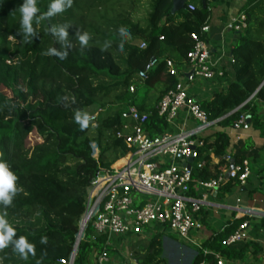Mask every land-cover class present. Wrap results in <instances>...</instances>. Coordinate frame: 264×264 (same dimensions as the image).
I'll return each instance as SVG.
<instances>
[{"label": "trees", "instance_id": "1", "mask_svg": "<svg viewBox=\"0 0 264 264\" xmlns=\"http://www.w3.org/2000/svg\"><path fill=\"white\" fill-rule=\"evenodd\" d=\"M202 1L189 0L185 9L173 14V0H73L63 13L39 24L34 19L37 37L24 42L19 11L24 0H0V160L9 164L22 188L11 205L0 204V215L16 233L0 250V264H62L74 254V264H97L96 255L109 257L108 237L94 238L91 223L79 239L91 184L130 151L118 138L125 133L123 112L136 107L148 114L146 129L153 138L169 129L157 111L162 98L178 84L167 62L180 72L194 48L192 35L207 37L203 29L211 22L212 10L210 0L206 7ZM51 2L37 0V17ZM189 5H194L193 11ZM241 15L246 28L236 33L228 90L198 102L213 123V133L203 138L199 153L204 166L193 171L191 194L199 183L225 174L230 166L225 157L235 165L246 160L243 154H233L231 131L240 115L248 118L247 132L255 129L264 138L259 110V103H264V0H249ZM65 23L70 25L67 45L48 31ZM121 26L131 39L119 34ZM77 30L90 34L83 51ZM49 48L67 51L68 56L61 60L45 55ZM152 60L156 66L140 81L138 74ZM77 110L97 115L95 126L89 122L82 131L74 119ZM29 135L39 140L28 147ZM92 144L100 151L98 158ZM230 182L240 185L228 180L219 191L230 188ZM247 220L228 222L222 232L213 233L196 249L191 264H217L216 255L244 260L248 253L258 254L260 249L252 242L226 245ZM20 237L34 245L35 255L24 259L15 250ZM42 237H47L45 243ZM142 264H166L161 235L150 240Z\"/></svg>", "mask_w": 264, "mask_h": 264}, {"label": "built area", "instance_id": "2", "mask_svg": "<svg viewBox=\"0 0 264 264\" xmlns=\"http://www.w3.org/2000/svg\"><path fill=\"white\" fill-rule=\"evenodd\" d=\"M194 10V5H189ZM246 28L245 16L233 20L228 29L240 33ZM209 27L203 29L208 33ZM194 48L188 55V63L178 72L171 61L167 62L169 73L178 78L174 90L169 91L158 105V116L165 119L169 129L159 137H151L146 129L148 114H141L136 107L123 112L125 133H119L130 150L128 155L116 162L110 171L100 173L92 182L89 201L84 220L86 226L91 223L94 238L106 235H132L139 237L154 225L174 233L177 237L197 249L201 244L194 240V234L202 230L201 212L207 202V194L195 197L191 194L190 182L195 168L200 169L204 162L200 159L199 150L204 146L203 138L213 123L201 109L198 102L186 93V87L199 81H213L216 77H224V72L215 68L211 59L207 37L192 35ZM141 49H146L142 44ZM156 66L152 60L145 70L138 74L144 81L148 73ZM133 91V88H131ZM182 113L193 120L195 126L188 128L186 122L177 132L176 127ZM90 122H96L97 115ZM247 116L240 117L233 123L232 132L236 141L241 140L242 133L249 130ZM93 156L98 158L100 151L92 144ZM193 163L189 164V160ZM250 162L234 165L229 180H237L244 186L251 177ZM227 180L224 175L215 180L198 184L205 192L219 190ZM246 217H258L259 213L240 210ZM84 222V221H83ZM249 222L245 221L231 235L226 245L245 241V231ZM84 231V230H83ZM207 253V252H206ZM108 255L103 253L95 256V263L106 264ZM217 264H226V259L216 255ZM75 255L62 264H74Z\"/></svg>", "mask_w": 264, "mask_h": 264}, {"label": "crops", "instance_id": "3", "mask_svg": "<svg viewBox=\"0 0 264 264\" xmlns=\"http://www.w3.org/2000/svg\"><path fill=\"white\" fill-rule=\"evenodd\" d=\"M249 0H210L211 22L207 33V41L210 46L211 59L218 70L224 72V77H216L213 81H199L186 87V93L197 102L210 101L215 94L226 92L232 81L230 62L236 33L228 29L233 20L240 17L242 7ZM260 118L264 124V103H259ZM186 122L188 128L195 126L192 119L186 113H182L176 127L177 132ZM213 133L210 129L206 136ZM231 131L234 155H245L250 162L251 177L244 186L230 182L227 190L205 192L196 185L193 196L207 194V202L201 212L202 230L194 234V240L201 244L208 240L213 233L222 232L228 222L248 218L249 228L245 231V241L252 242L260 249L258 254L248 253L244 260H227L226 264H264V138L260 131L251 129L243 132L242 138L236 141ZM241 150V153H240ZM236 151H239V153ZM229 158V157H228ZM230 159V158H229ZM217 161V160H216ZM240 210H249L259 213L258 217H244ZM161 235L163 255H170L174 259L179 256L178 263L171 260L172 264H191L197 251L190 250L187 246L192 244L181 241L177 235L159 225L147 228L139 237L132 235L112 236L108 239V245L112 250L106 264H142L143 255L150 240ZM195 249H197L195 247ZM115 253V255H114ZM183 253V256H182ZM182 258V260H181ZM183 262V263H182ZM167 264V263H166Z\"/></svg>", "mask_w": 264, "mask_h": 264}, {"label": "clouds", "instance_id": "4", "mask_svg": "<svg viewBox=\"0 0 264 264\" xmlns=\"http://www.w3.org/2000/svg\"><path fill=\"white\" fill-rule=\"evenodd\" d=\"M73 5V0H52L48 6L47 12L37 17L39 9L37 7V0H24L20 5L19 11L21 14L20 28L21 33L24 37V42H30V37H37V33L33 28V21L39 24L41 19H50L57 14L63 13L66 9L71 8ZM70 27L69 24L65 23L59 26H52L50 31L58 40L63 44H68V31ZM118 32L122 36H128L131 39V33L127 28L121 26ZM76 37L80 44V50L89 44L90 34L88 32L81 33L79 30L76 31ZM122 49V45H121ZM45 55L56 56L61 60H64L68 56L67 51L58 52L54 48H49ZM92 117L85 112L83 115L80 110L75 112V122L80 126L83 131L89 127V122ZM18 177L13 171L10 170V166L6 161L0 160V204L5 206L11 205L13 198L22 191V188L17 187ZM15 229L8 223L5 215H0V250L6 248L12 238L15 235ZM47 237H42L41 242L45 243ZM15 250L18 251L22 258L27 259L28 254L31 253L35 255L34 245L28 243L25 237H20L15 241Z\"/></svg>", "mask_w": 264, "mask_h": 264}, {"label": "water", "instance_id": "5", "mask_svg": "<svg viewBox=\"0 0 264 264\" xmlns=\"http://www.w3.org/2000/svg\"><path fill=\"white\" fill-rule=\"evenodd\" d=\"M188 1L189 0H173L172 13L176 14V13L180 12L181 10L185 9L186 3ZM202 2H203V6L206 7L207 0H203ZM224 159L229 160V163H230L229 169L224 174L225 179L228 181L229 180V175H230L231 171L234 169L235 162H234V160L229 159L228 157H225ZM192 163H193V159H190L189 160L190 166H191ZM86 222H87V220H84V222L82 224L80 235H79V239H80V237H81V235L83 233V230H84V227L86 225Z\"/></svg>", "mask_w": 264, "mask_h": 264}, {"label": "rangeland", "instance_id": "6", "mask_svg": "<svg viewBox=\"0 0 264 264\" xmlns=\"http://www.w3.org/2000/svg\"><path fill=\"white\" fill-rule=\"evenodd\" d=\"M101 81H102V83H104V84H107L109 81L107 80V78H105V77H103L102 79H101ZM153 95H155V92H153L152 93ZM37 140H39V139H36V137H35V135H29V137H28V139H27V143H28V147L29 146H32ZM190 250H193V251H196V249H195V247H190V246H187ZM114 255H115V253H114ZM182 256H183V253H182ZM163 257L165 258V260H166V263L167 264H172V262H171V260H173L174 258L173 257H170V255H166V254H164L163 255ZM179 256H177L174 260H175V262H177L178 263V258ZM181 260H182V258H181ZM183 263V262H182ZM180 264V263H179Z\"/></svg>", "mask_w": 264, "mask_h": 264}]
</instances>
